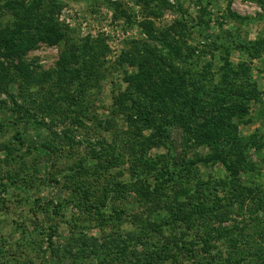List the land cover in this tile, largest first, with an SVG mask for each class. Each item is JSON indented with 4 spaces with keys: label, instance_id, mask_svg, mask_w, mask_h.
Listing matches in <instances>:
<instances>
[{
    "label": "rangeland",
    "instance_id": "rangeland-1",
    "mask_svg": "<svg viewBox=\"0 0 264 264\" xmlns=\"http://www.w3.org/2000/svg\"><path fill=\"white\" fill-rule=\"evenodd\" d=\"M3 41L34 44L7 57ZM161 58L182 61L191 82L206 75L210 94L225 61L246 65L263 106L250 105L238 135L264 132V0H0V264H200L204 237L208 262L264 264V214L248 198L254 185L264 195V155L249 160L248 183L190 168L187 222L153 217L160 207L169 220L168 202L144 193L156 172L137 178L136 167L170 154L179 164L184 143L172 126L163 147L135 118L145 104L134 77L153 79Z\"/></svg>",
    "mask_w": 264,
    "mask_h": 264
},
{
    "label": "trees",
    "instance_id": "trees-1",
    "mask_svg": "<svg viewBox=\"0 0 264 264\" xmlns=\"http://www.w3.org/2000/svg\"><path fill=\"white\" fill-rule=\"evenodd\" d=\"M227 14L239 21L242 20L231 13L229 6H227ZM50 33L53 36L51 42L57 43L59 37L53 31ZM3 43L8 52L7 57L17 51L28 49L34 44L29 43L21 46L10 45L8 41H3ZM238 46L247 47L255 52L257 50L250 43L241 42L238 43ZM175 47L172 49L175 54L182 50L179 43ZM172 50L168 49L171 56L173 55ZM189 53L188 57L192 62L200 63L203 56L199 53L195 54L197 53L196 49H190ZM70 56L74 57L72 54ZM159 61L162 62L163 68L159 74L157 71L151 73L153 79L147 74V77H141L143 72L134 77L135 83L138 84L135 86L138 90L137 93L141 95L145 104H135V118H138V123L143 126L144 130H150L154 133V137L165 140L161 142L163 147H166L165 144H167L165 142L168 137V128L172 126L180 128L184 137L183 156L180 157L179 164H175L172 154L168 155L165 160L160 158L157 161H152L144 157L140 158L141 163L139 162L140 165L138 164L136 170L141 169V171L139 170L140 172L136 176L138 178L142 174L156 172L152 173V181L145 183L148 189H144V193L152 195L156 200L166 199L168 204L166 203L164 207L169 211V220L163 215L165 209L160 207L153 211V217H156L161 225H170L171 223L185 222L189 218V215L185 216L187 205H183L179 198L191 196L190 188L183 185L180 180H185L196 165L222 167L236 182H251V176H247L246 172L248 169L257 172L258 167L257 163H251L249 160L252 157L260 159V156L264 155V132L256 131L248 138H241L238 135L237 124L250 114L251 104L255 102L257 105L263 106V95L261 96L262 93L258 90L255 81L248 78L250 71L244 64L238 65L237 69H232L225 61L226 67L220 71V80L218 79L219 82L217 80L212 94H210L205 89L208 81L206 75H201L200 81L191 82L193 76L189 71H181L177 66V62L182 65V61L175 62V65L164 58ZM262 111L261 108L258 111L259 114ZM21 143L28 144L24 139H21ZM199 146H207L209 152L198 155L191 161H186L184 154ZM28 147L36 151H49L48 147L37 143H29ZM158 165L159 167H157ZM257 176L260 177L259 173ZM249 184L252 186L251 183ZM260 188L256 185L249 188L250 197L248 198L252 202L251 204L258 207L259 213L264 214V195L261 196ZM194 213L200 215L203 210L198 209ZM187 228L191 229L190 226ZM204 238L202 239L204 246L201 250L205 256H203V263L200 264H215L217 263L216 256L210 257L209 262L206 259L208 255L206 243L208 241ZM178 241L181 244L180 238ZM225 259L227 260L225 264H230L231 257L228 253ZM194 262L193 264H199Z\"/></svg>",
    "mask_w": 264,
    "mask_h": 264
}]
</instances>
